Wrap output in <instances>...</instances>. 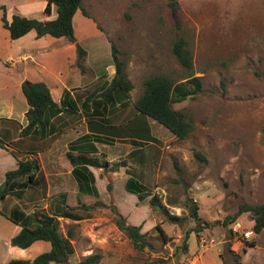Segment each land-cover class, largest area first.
Masks as SVG:
<instances>
[{
  "label": "rangeland",
  "instance_id": "obj_1",
  "mask_svg": "<svg viewBox=\"0 0 264 264\" xmlns=\"http://www.w3.org/2000/svg\"><path fill=\"white\" fill-rule=\"evenodd\" d=\"M176 1L178 6L173 9L167 0H83L88 16L77 11L74 24L79 28L83 20L88 23L82 42L97 59L99 73L107 72L105 66L111 60L108 41L115 45L133 84L130 95L134 100L147 76L164 74L184 80L187 72L171 46L178 35L186 37L192 73L201 77L202 88L195 97L172 106L184 111L194 128L187 137L169 143L158 186L143 185L136 178L138 172L130 171L134 175L131 180L146 192L156 193L168 211L181 219L170 221L153 210L157 223L170 238L164 242L152 228L144 233L151 245L139 250L119 226L122 219L123 226L127 221L113 202H99L91 208L80 205L87 220L71 225L75 249L66 264H76L85 251L99 252L100 264H233L239 257L229 251L231 245L240 242L248 246L247 242L253 241L248 235L253 224L250 212L223 222L242 203L264 202V0ZM84 76L89 78V74ZM195 151L203 159L196 158ZM154 164L150 163V171L155 170ZM124 181L114 178L119 207L137 217H148V206H134L129 196L133 192L125 190ZM100 188L103 191L105 187L100 184ZM191 199L198 205L201 219L210 224L199 227L198 235L195 229L200 224L190 217L187 204ZM42 204L28 201L23 206L30 210ZM236 223L239 226L234 231ZM69 226L59 222L61 231ZM185 241L186 251L182 249Z\"/></svg>",
  "mask_w": 264,
  "mask_h": 264
},
{
  "label": "crops",
  "instance_id": "obj_2",
  "mask_svg": "<svg viewBox=\"0 0 264 264\" xmlns=\"http://www.w3.org/2000/svg\"><path fill=\"white\" fill-rule=\"evenodd\" d=\"M0 5L5 6L8 20L13 14L38 19H51L47 17L56 15L54 7L49 15H45L46 0H0ZM1 15L0 9V137L5 139L8 145L0 146V184L4 181L6 172L17 167V157L13 151L22 158L33 157L28 151L36 150L34 157L38 160L39 172L44 180L27 188L23 192L22 200L7 195L0 202V264H6L11 259H33L51 247L50 242L46 240H36L26 248L11 244V238L21 229L20 225L13 223L6 216L14 208H20L25 213L41 208L51 215L67 206L78 207L76 212L83 216L82 219L56 216L61 224L70 225L68 228L72 230V244L74 228L71 225L87 220L80 208L83 204L92 206L110 201L116 205L118 213L125 216L127 225L140 226L142 233L155 228L158 223L147 197L139 200L134 193L130 194L135 197L129 195L135 201V207L148 206V217H137L131 212L121 210L119 199L115 195L114 178L125 179V185L126 180L134 176L130 171L136 170L138 182L146 186H158L162 176L161 163L167 156L169 143L176 137L160 129L150 117L137 112L133 107L134 99L131 98L130 91L128 98L120 92H114L111 100L101 96L114 74V64L111 56L110 62L105 66L107 72L101 74L97 71V59L82 42L83 31L88 24L86 20H83L78 28L74 24L75 15L73 16L75 36L86 51L81 70L76 64L75 46L66 38L50 35L36 37V33L30 30L19 38L11 39L8 30L3 26ZM92 28L93 32L97 33L95 28ZM88 74L89 78L86 79L84 75ZM25 81L44 82L53 101L61 107V111L54 114L46 111V133L43 137L33 133L20 135L21 129L27 124L28 105L22 92V84ZM15 142L17 145L13 144ZM67 152L75 155H102L110 162L124 159L126 164L115 171L90 165L73 166L66 156ZM131 161H135L134 164ZM153 161L155 170L150 171V163ZM100 184L105 187L103 191ZM107 185H110V188H107ZM121 195L125 197L126 193L121 192ZM28 201L43 204L28 210L27 206H23V203L27 204ZM252 225L248 235L253 237L254 244L243 246L240 242H235L229 249L239 257V261L234 263L264 264V227L255 233L252 231ZM66 230L60 232L66 235ZM89 253L91 252L85 251L82 256ZM181 264L226 263L181 261Z\"/></svg>",
  "mask_w": 264,
  "mask_h": 264
},
{
  "label": "trees",
  "instance_id": "obj_3",
  "mask_svg": "<svg viewBox=\"0 0 264 264\" xmlns=\"http://www.w3.org/2000/svg\"><path fill=\"white\" fill-rule=\"evenodd\" d=\"M83 0H46L44 8L45 14L49 15L54 7L56 15L51 19H38L25 17L19 14H13L11 19L6 17V8L0 5L2 10L1 20L3 26L8 30L11 39H16L30 30L36 33V37L50 35L55 38L64 37L70 43L74 44L77 55V66L83 70V61L85 60V49L78 43L74 33L73 16L80 10L84 16L88 13L83 8ZM169 7L176 9L178 4L176 0H167ZM177 27L179 23H176ZM111 46V56L114 64V74L108 82L101 96L106 100H111L114 92L124 94L125 98L129 97V91L133 84L127 76L124 68V62L117 55V48L113 43ZM172 53L179 65L187 72L183 81L174 80L168 75L154 74L143 78L141 82V92L133 101V107L137 112L144 114L159 124L163 125L177 139L187 137L193 130L192 119L182 110L175 109L172 105L188 98L195 97L202 88L200 76L192 73V54L189 43L185 36L178 35L171 46ZM22 92L26 99L28 108L26 111L27 124L21 129L20 135L26 136L30 133L43 137L46 133V121L44 115L47 110L51 113L61 111V107L53 101L48 86L42 81H25L22 84ZM17 145V143H13ZM0 137V146H7ZM35 156L36 150L28 151ZM13 154L17 157V167L9 170L5 174L4 181L0 184V202L7 196H15L22 200L23 192L32 186L43 181V175L39 172V163L36 157L19 158L16 152ZM66 156L73 166L90 165L94 167L109 168L112 171L124 166L126 161L119 160L110 162L102 155H88L84 153L73 154L67 152ZM194 156L203 159L201 153L195 151ZM127 190L137 195L139 200L149 196V206L152 210H157L160 214L165 215L170 221L181 219L179 215L172 214L168 211L156 193L146 192L141 184L131 179L126 181ZM110 188V185H107ZM22 203V201H21ZM190 217L200 225L196 227L195 232L198 235L199 227H207L210 224L203 221L198 215V205L192 199L188 201ZM82 207L91 208V205H81ZM81 208V207H80ZM78 207H64L58 213L48 214L45 210L39 208L30 213H25L20 208H14L7 218L13 223L21 226L19 232L10 240L11 244L21 248L30 246L36 240H46L50 242V250L36 255L33 259H11L6 264H48L50 262L66 264L67 258L73 254L74 246L71 243L72 230H66L63 235L59 230V222L56 216H67L72 219H82L83 216L76 212ZM244 212H250L252 215V231L260 232L264 227V202L258 204L242 203L232 215H227L223 223L234 221ZM83 214V213H82ZM85 215V214H83ZM119 226L125 230L127 237L130 239L135 248L142 250L151 243L146 239L145 234L140 231V226L125 225L119 223ZM162 240L168 241L164 229L155 225ZM186 234V238L188 237ZM253 245L254 241L247 242ZM187 242L182 245L184 251L187 250ZM238 258V257H237ZM101 254L91 252L83 256L76 264H100ZM234 264H239L238 262Z\"/></svg>",
  "mask_w": 264,
  "mask_h": 264
},
{
  "label": "built area",
  "instance_id": "obj_4",
  "mask_svg": "<svg viewBox=\"0 0 264 264\" xmlns=\"http://www.w3.org/2000/svg\"><path fill=\"white\" fill-rule=\"evenodd\" d=\"M238 226H239V223H236V224H235V226H234V228H233V229H234V231H237V229H238Z\"/></svg>",
  "mask_w": 264,
  "mask_h": 264
},
{
  "label": "water",
  "instance_id": "obj_5",
  "mask_svg": "<svg viewBox=\"0 0 264 264\" xmlns=\"http://www.w3.org/2000/svg\"><path fill=\"white\" fill-rule=\"evenodd\" d=\"M121 223H122V225H124L125 223H124V221H123V219L121 220Z\"/></svg>",
  "mask_w": 264,
  "mask_h": 264
}]
</instances>
